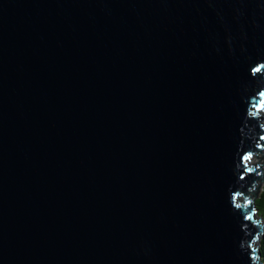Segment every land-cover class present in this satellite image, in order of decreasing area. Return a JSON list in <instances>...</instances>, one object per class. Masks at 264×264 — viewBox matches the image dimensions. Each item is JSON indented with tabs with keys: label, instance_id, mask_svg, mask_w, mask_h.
Listing matches in <instances>:
<instances>
[{
	"label": "water",
	"instance_id": "1",
	"mask_svg": "<svg viewBox=\"0 0 264 264\" xmlns=\"http://www.w3.org/2000/svg\"><path fill=\"white\" fill-rule=\"evenodd\" d=\"M263 102L264 0H0V264H261Z\"/></svg>",
	"mask_w": 264,
	"mask_h": 264
},
{
	"label": "trees",
	"instance_id": "2",
	"mask_svg": "<svg viewBox=\"0 0 264 264\" xmlns=\"http://www.w3.org/2000/svg\"><path fill=\"white\" fill-rule=\"evenodd\" d=\"M257 167H259V165H257ZM252 195L253 193L251 194L250 201L253 203L255 208V214L257 215L256 222L262 229V233L258 236L257 239L258 245L254 247L255 251L258 252V256L255 260L258 263L264 264V179L262 182L260 193H258L257 195Z\"/></svg>",
	"mask_w": 264,
	"mask_h": 264
},
{
	"label": "rangeland",
	"instance_id": "3",
	"mask_svg": "<svg viewBox=\"0 0 264 264\" xmlns=\"http://www.w3.org/2000/svg\"><path fill=\"white\" fill-rule=\"evenodd\" d=\"M263 111H264V108H263ZM248 163L249 164H254V165H259V169H261V173L263 174V177H261L255 183V189H254L253 195H257L261 191L262 182H263V179H264V150L261 151L260 153L251 155L250 158L248 159ZM254 218L257 219V215H254ZM254 245L255 246L258 245V240H256L254 242Z\"/></svg>",
	"mask_w": 264,
	"mask_h": 264
}]
</instances>
